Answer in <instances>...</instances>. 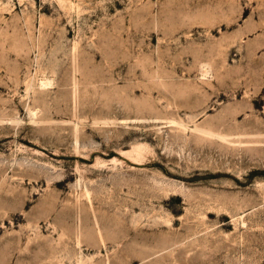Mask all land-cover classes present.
I'll list each match as a JSON object with an SVG mask.
<instances>
[{"label": "rangeland", "instance_id": "374dc122", "mask_svg": "<svg viewBox=\"0 0 264 264\" xmlns=\"http://www.w3.org/2000/svg\"><path fill=\"white\" fill-rule=\"evenodd\" d=\"M0 264H264V0H0Z\"/></svg>", "mask_w": 264, "mask_h": 264}]
</instances>
